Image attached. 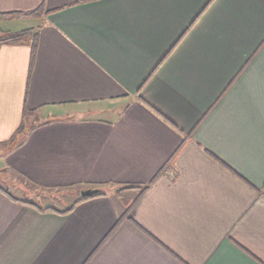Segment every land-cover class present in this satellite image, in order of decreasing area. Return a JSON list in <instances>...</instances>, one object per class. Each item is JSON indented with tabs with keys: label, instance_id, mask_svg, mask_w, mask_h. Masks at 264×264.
Masks as SVG:
<instances>
[{
	"label": "crops",
	"instance_id": "1",
	"mask_svg": "<svg viewBox=\"0 0 264 264\" xmlns=\"http://www.w3.org/2000/svg\"><path fill=\"white\" fill-rule=\"evenodd\" d=\"M0 34V187L105 193L0 190V264H264V0H0Z\"/></svg>",
	"mask_w": 264,
	"mask_h": 264
},
{
	"label": "trees",
	"instance_id": "2",
	"mask_svg": "<svg viewBox=\"0 0 264 264\" xmlns=\"http://www.w3.org/2000/svg\"><path fill=\"white\" fill-rule=\"evenodd\" d=\"M45 12L46 11H45V9L43 7V4H42L37 9H35V10L31 11V12L25 13V14L28 15V16L34 17V18H39ZM26 39L27 38H24L21 35H5V34H0V45L3 44V43H22V41H24ZM28 40H29V45H30V49H31V52H30V70H31L32 67H33L34 61H35V57H36L37 44H38V34L37 33L32 34L28 38ZM20 129H21V127L18 128L17 131H19ZM131 188H139V187L138 186H133V185H125V186H122L120 188V190L131 189ZM0 190L3 193H5L8 197H10L11 199H13L15 201H18V202L23 203V204H29L31 206H34L37 209H39L40 211H53V212H56L58 214H67V213H69L74 208V206L77 203H79L81 201H84L86 199H89V198H93V197H97V196H102V195L105 194L103 191H98L96 193H93L90 196H86L84 198H80V199L74 201L73 204L71 206H69L67 209L57 210V209H54V208H51V207L41 208V207H38L35 204H32L30 202L21 201V200H18V199H14L7 190L2 189L1 187H0Z\"/></svg>",
	"mask_w": 264,
	"mask_h": 264
},
{
	"label": "rangeland",
	"instance_id": "3",
	"mask_svg": "<svg viewBox=\"0 0 264 264\" xmlns=\"http://www.w3.org/2000/svg\"><path fill=\"white\" fill-rule=\"evenodd\" d=\"M2 176L3 175L0 174V185L3 186V185H6L7 183H5L3 181ZM11 187L12 186H10V184H8L7 187H5V188L8 189L9 191H11L14 196L19 197L20 194L18 192H16V190L11 188ZM78 196L79 195L77 194V192L59 190L56 192L49 193V196H47L46 199H44L41 196L40 197H31V198L26 197V196H24V197L28 198L29 200L36 203L37 205L43 206L44 202L46 203V201H48L51 206H54L58 209H63L65 207L69 206Z\"/></svg>",
	"mask_w": 264,
	"mask_h": 264
},
{
	"label": "water",
	"instance_id": "4",
	"mask_svg": "<svg viewBox=\"0 0 264 264\" xmlns=\"http://www.w3.org/2000/svg\"><path fill=\"white\" fill-rule=\"evenodd\" d=\"M85 195V193H81V196H84Z\"/></svg>",
	"mask_w": 264,
	"mask_h": 264
}]
</instances>
